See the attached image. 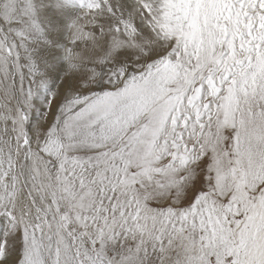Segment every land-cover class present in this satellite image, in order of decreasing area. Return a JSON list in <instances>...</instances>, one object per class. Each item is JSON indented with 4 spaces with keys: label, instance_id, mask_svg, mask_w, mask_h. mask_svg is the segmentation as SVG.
Returning <instances> with one entry per match:
<instances>
[{
    "label": "snow or ice",
    "instance_id": "snow-or-ice-1",
    "mask_svg": "<svg viewBox=\"0 0 264 264\" xmlns=\"http://www.w3.org/2000/svg\"><path fill=\"white\" fill-rule=\"evenodd\" d=\"M0 264H264V0H0Z\"/></svg>",
    "mask_w": 264,
    "mask_h": 264
}]
</instances>
